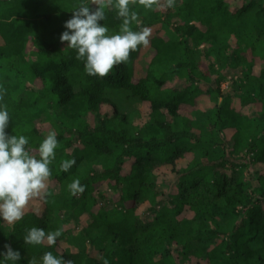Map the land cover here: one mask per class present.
I'll use <instances>...</instances> for the list:
<instances>
[{
  "label": "trees",
  "instance_id": "obj_1",
  "mask_svg": "<svg viewBox=\"0 0 264 264\" xmlns=\"http://www.w3.org/2000/svg\"><path fill=\"white\" fill-rule=\"evenodd\" d=\"M233 2L134 6L133 31H164L151 40L148 74L136 77L141 47L101 79L87 75L85 61L60 42L81 0H0L6 131L26 136L34 149L49 132L58 140L53 189L40 212L29 205L20 222L0 219V251L5 244L20 251L17 264L32 257L42 264L48 251L75 264H264V66L256 67L264 62V0ZM101 24L119 34L122 20L106 9ZM224 72L244 76L223 92ZM247 92L249 103H261L252 118L234 106L238 95L247 104ZM204 95L213 102L205 110L198 105ZM71 159L76 164L62 172ZM163 168L172 192L160 185ZM74 179L86 185L82 195L69 192ZM104 183L118 201L97 190ZM71 221L80 233L67 227ZM32 227L62 229L57 246L27 245Z\"/></svg>",
  "mask_w": 264,
  "mask_h": 264
},
{
  "label": "clouds",
  "instance_id": "obj_2",
  "mask_svg": "<svg viewBox=\"0 0 264 264\" xmlns=\"http://www.w3.org/2000/svg\"><path fill=\"white\" fill-rule=\"evenodd\" d=\"M136 5L145 10L157 11L175 7V0H81L64 23L66 29L60 35V42L75 50L76 59L85 61V72L92 77L107 78L114 70L130 61L131 54L150 45L151 28L144 27L133 31V22L139 23L138 13L132 8ZM106 9L116 10L117 19L122 20L119 34H109V29L101 24L106 19ZM0 95V219L12 225L23 220L29 205L48 193L52 175L50 165L56 158L58 140L56 133L49 132L38 149L30 145L24 135H9L7 128L10 116L7 104L2 103ZM76 164L75 159L64 160L60 165L62 172H69ZM72 196L82 195L86 185L74 179L68 185ZM62 229L46 232L43 228L32 227L26 232L27 245L47 244L57 246ZM4 264H17L21 253L10 244L0 251ZM28 264H37L32 257ZM42 264H75L71 259L45 252ZM104 264H108L105 260Z\"/></svg>",
  "mask_w": 264,
  "mask_h": 264
},
{
  "label": "rangeland",
  "instance_id": "obj_3",
  "mask_svg": "<svg viewBox=\"0 0 264 264\" xmlns=\"http://www.w3.org/2000/svg\"><path fill=\"white\" fill-rule=\"evenodd\" d=\"M234 3V7L236 8L237 6H240L241 3H242V0H235ZM152 30V35L150 37V45L149 47L147 48H143L142 49V52L140 54V57L139 59L137 60L136 62V77L137 79L139 78H144L145 76H147L148 74V69H149V66H150V62L152 60V58L155 56L156 52L155 50L152 48L151 46V40L158 34H164V31L162 30L161 26H156V27H153L151 28ZM257 66H264V62L261 61V62H258L256 64V67ZM225 75V79L221 82V89L223 92H226L230 87H231V84L233 81L237 80V81H241V77H243L244 75L240 72H237V73H234V72H224L223 73ZM217 79H218V75H215L213 76L212 78V84H211V87H213L214 89L217 88L218 84H217ZM172 86L175 85L174 82L170 83ZM210 85L207 86L205 89V91H207V89H209ZM256 95H258V92H252L251 93V98H252V101L256 98ZM249 96V93L247 92L246 93V97ZM241 96L238 95L235 97L234 99V106L239 109V110H242V112L244 114H246L247 116H249L250 118L254 117V112L257 111V109L261 106V103L257 104L256 102H254L253 104L249 103L248 101V98L247 97V101L245 105L242 104L241 102ZM222 100H220V103H221ZM199 108L200 109H209L210 107L213 106V102H212V99L210 96L208 95H204V96H201L200 99H199ZM149 104H145L142 108V111L143 113L145 114H148L149 113ZM191 111V108H184L182 113L185 114V115H188ZM44 132L47 133L49 132V127H46L44 129ZM249 162V158H246L244 160V163H248ZM253 168H250V170H248V178H250L249 176V173L251 172ZM168 170L166 168H163L161 170V180H160V185L162 188H169V191L172 192L173 190V181L169 180L167 177H166V172ZM169 172V171H168ZM49 183V188L48 190H52L53 187H54V183L52 182H48ZM111 185H109L108 183H104L102 185H99L97 187V190H99L101 193H103L104 195H106V197H108V199H111V200H114V201H118L119 200V195L117 193L114 192V190H112L111 188ZM43 200H44V197L41 198V199H38L34 202H32L30 204L31 208H33V210L37 211V212H40V210L42 209L43 207ZM146 209L144 207H141L140 210H139V213L143 216V215H146L145 212ZM144 217V216H143ZM67 227H71L73 228V231L75 234H78L80 233L81 229H82V226L80 225H76L73 221H71ZM64 247V246H62Z\"/></svg>",
  "mask_w": 264,
  "mask_h": 264
}]
</instances>
